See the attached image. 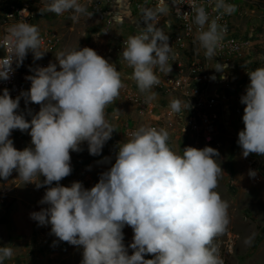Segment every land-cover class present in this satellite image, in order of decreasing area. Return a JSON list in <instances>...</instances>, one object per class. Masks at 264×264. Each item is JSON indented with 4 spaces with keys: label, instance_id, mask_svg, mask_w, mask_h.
Masks as SVG:
<instances>
[{
    "label": "clouds",
    "instance_id": "obj_1",
    "mask_svg": "<svg viewBox=\"0 0 264 264\" xmlns=\"http://www.w3.org/2000/svg\"><path fill=\"white\" fill-rule=\"evenodd\" d=\"M170 3L185 4L184 0ZM170 3L159 0L155 8L142 10L144 26L124 41L121 53L133 68L131 80L149 100L156 98L152 89L160 83L155 70L166 74L172 70L169 60L174 49L165 30L158 27L159 17L172 10ZM187 5L195 13V38L210 62L227 28L196 0ZM175 10L181 15L179 7ZM39 11L72 12L74 22L80 15H92L80 0H50ZM214 11L231 14L235 5L215 0ZM0 48L5 52L0 58L3 80L10 78L13 63L23 64L29 51L35 60L46 52L38 27L23 21L8 28ZM55 60L27 76L30 89L15 99L6 88L0 95V178L7 180L15 170L24 184H35L37 189L48 186L39 201L48 207L32 212L30 218L41 226L50 224L60 241L81 247L80 264H223L213 240L230 223L229 205L215 191L224 171L217 163L220 153L213 147L189 146L180 155L169 146L165 129L141 126L118 145L115 163L93 187L86 189L79 181L67 187L59 183L72 172L70 152L81 151V144L87 142L89 153L96 156L112 138L116 130L106 110L124 84L121 72L90 47L60 51ZM211 67L224 72L228 65ZM247 74L250 83L241 97L244 129L237 140L244 158L251 153L264 156V67ZM21 97L41 105L30 121L17 111ZM168 107L174 115L182 113L179 100L170 101ZM15 129H30L32 147H14L9 137ZM248 174L254 178L257 172ZM126 225L134 233L128 246L131 255L123 243ZM146 255L154 258L145 259ZM12 256V247L0 246V264Z\"/></svg>",
    "mask_w": 264,
    "mask_h": 264
},
{
    "label": "rangeland",
    "instance_id": "obj_2",
    "mask_svg": "<svg viewBox=\"0 0 264 264\" xmlns=\"http://www.w3.org/2000/svg\"><path fill=\"white\" fill-rule=\"evenodd\" d=\"M49 2L50 0H41L38 3L39 9ZM257 2L255 14L246 8L242 17L235 11L233 19L236 32L250 41V48L243 65L239 68L241 70L237 71L238 74L230 73L224 78L229 86L224 99L229 105L226 106L224 103L223 115L228 114L230 119L221 126L222 148L184 136V115L182 113L179 116L174 115L167 105H162L166 100L163 96L156 94L155 99L149 100L147 94L138 91L130 74H124L122 75L124 86L120 90V95L106 110V118L116 130L112 138L105 143L99 155L93 156L89 153L87 142L81 144V151L70 152L72 172L59 183L67 187L75 181H85L83 187L90 189L99 181L100 175L115 163L118 145L129 138L126 134L127 127H151L159 121L157 130L162 128L169 133L168 144L176 153L183 155V149L189 146L196 148L210 146L220 153L217 163L221 165L224 173L219 177L215 191L229 205L230 223L223 234L214 238L213 245L218 249L223 264H264V188L255 190L252 195H246L242 191L232 190L228 184V176L237 155L235 136L244 129L242 117L245 105L239 103L250 83L247 72L264 67V0ZM72 15V12H65L63 15L38 12L36 26L39 33L53 29L60 37L61 43L55 53H45L39 60H35L33 53L29 51L20 66L21 73L26 76L33 75L38 67H47L50 62L56 63L55 55L58 52L83 47L94 49L110 64L116 62V56L110 51L117 37L108 39L103 34L101 25L89 15H80L75 22L71 19ZM238 95L241 97L237 100ZM40 107L41 105H36L35 114L39 112ZM31 118L30 115L25 116L26 120L30 121ZM26 131L12 130L9 139L13 141L17 150L27 147ZM52 186H55V182ZM47 187L37 189L35 184H24L18 179V172L15 170L7 180L0 178V193L4 194L1 197L3 202H0V246L7 245L13 248L12 258L6 260L4 264H80L81 247L60 241L51 233L50 224L41 226L30 218L32 212H39L42 208L48 207L39 203ZM123 235V243L131 255L133 250L128 246L133 236L132 228L126 225L123 228Z\"/></svg>",
    "mask_w": 264,
    "mask_h": 264
},
{
    "label": "built area",
    "instance_id": "obj_3",
    "mask_svg": "<svg viewBox=\"0 0 264 264\" xmlns=\"http://www.w3.org/2000/svg\"><path fill=\"white\" fill-rule=\"evenodd\" d=\"M191 2L192 0H184L185 4L173 6L170 0H166V3H170L172 10L167 15L159 17L158 27L165 30L169 36L168 43L174 49L173 58L169 60L172 70L167 74L159 71L158 68L155 70L160 83L154 86L152 91L157 95L172 97L181 102L184 115V136L196 139L206 145L222 148L223 143L220 142V136L223 125L224 98L229 86L224 78H219L215 85L210 79L212 77V61H208L205 50L200 47L195 38L197 34V27L193 23L195 13H190L192 9L187 5ZM80 3L86 6L87 11L92 14L91 17L101 25L102 32L108 39L117 37L110 52L116 56V65L129 70L132 75L133 68L127 64L121 54L125 46L124 41L129 36L138 34L140 26H144L142 10L155 8L159 4V0H128L131 16L125 20L128 27L123 28V34L120 33L119 37L121 26L119 27L115 14L119 0H80ZM196 3L204 7L210 17L216 18L220 26L227 28L223 41L216 49V63L243 65V60L249 52L250 41L236 32V24L233 19L235 11H237V15H240L239 17H242L246 8L255 14L258 6L257 0H226V3L235 5V11L222 15L214 11L215 0H196ZM176 7L180 8L181 15L176 12ZM38 12L39 4L34 0H0V40L6 35L8 28L18 22L23 21L36 25ZM184 13L190 14L184 16ZM169 24H171L170 28H168ZM40 38L45 53H55L58 50L61 39L53 29L42 31ZM4 55L3 48H0V58H3ZM12 69L9 79H0V95L6 88L9 90L10 96L15 99L22 91H27L30 87L26 74L20 72V66L17 67L13 63ZM213 87L215 93L210 94ZM240 97L241 95H238L237 100ZM34 104L30 101L26 103L25 99L21 97L17 111L24 114L26 109L32 108ZM156 122L151 127L158 129L159 121ZM136 129L137 127H127V136ZM29 132L30 129L26 131L25 143L27 147H32ZM237 140L238 134L235 136L237 155L228 176V184L234 191L252 195L255 190L264 188V156L251 153L247 158H244ZM250 170L257 172L254 178L249 176ZM81 183L84 185L85 181ZM3 196L4 194L0 193V202H3L1 199ZM132 234L134 235L133 229ZM132 240L133 236L130 244ZM145 257L154 258L152 255Z\"/></svg>",
    "mask_w": 264,
    "mask_h": 264
},
{
    "label": "crops",
    "instance_id": "obj_4",
    "mask_svg": "<svg viewBox=\"0 0 264 264\" xmlns=\"http://www.w3.org/2000/svg\"><path fill=\"white\" fill-rule=\"evenodd\" d=\"M130 12H131V10H130V5L128 3V0H119V3H118L117 8H116V12H115V14H116V16L118 18L119 27L121 26L118 37L120 36V33L123 34V31H124L123 28H127L128 27L125 20L128 19L131 16ZM123 19H124V22H123ZM211 61H212V64L216 63V56L213 57V59ZM113 65L116 67L117 71L121 72L122 75L130 74V77H131V72L129 70L120 69L119 67L116 66L115 63ZM239 68H240L239 65L232 64V65H228L227 69L224 72H218L217 70L213 69V67H212L211 75L215 76V80H213V84L215 85L219 78H222V77L227 78V76H229L230 73L238 74L237 71L241 70ZM213 93H215V88L214 87L210 91V94H213ZM164 98H166V100L164 102H162V105H167L168 106L170 101L174 100L172 97H164ZM224 103H225L226 106L229 105V102L227 100H225V99H224ZM227 115H223V120H222L223 123H225L226 120L230 119Z\"/></svg>",
    "mask_w": 264,
    "mask_h": 264
},
{
    "label": "trees",
    "instance_id": "obj_5",
    "mask_svg": "<svg viewBox=\"0 0 264 264\" xmlns=\"http://www.w3.org/2000/svg\"><path fill=\"white\" fill-rule=\"evenodd\" d=\"M34 2H35V3H39V2H41V0H34ZM36 105H37V104H34V106H33L32 108L26 109V111H25L24 114H26V115H28V116H29V115H30V116L35 115V113H34V109H35Z\"/></svg>",
    "mask_w": 264,
    "mask_h": 264
}]
</instances>
